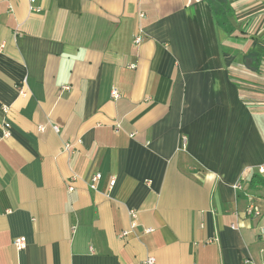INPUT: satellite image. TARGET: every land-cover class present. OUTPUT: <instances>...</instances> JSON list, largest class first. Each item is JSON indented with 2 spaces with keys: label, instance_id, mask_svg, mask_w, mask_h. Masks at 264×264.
Segmentation results:
<instances>
[{
  "label": "crops",
  "instance_id": "crops-1",
  "mask_svg": "<svg viewBox=\"0 0 264 264\" xmlns=\"http://www.w3.org/2000/svg\"><path fill=\"white\" fill-rule=\"evenodd\" d=\"M37 5L0 0V264H264V0Z\"/></svg>",
  "mask_w": 264,
  "mask_h": 264
},
{
  "label": "built area",
  "instance_id": "built-area-1",
  "mask_svg": "<svg viewBox=\"0 0 264 264\" xmlns=\"http://www.w3.org/2000/svg\"><path fill=\"white\" fill-rule=\"evenodd\" d=\"M27 1H28V8H29L30 13H39L40 12V7L37 5V0H27ZM133 41L135 44H138L141 41L140 35L139 34L135 35ZM16 88H17L20 96H25L27 94V86H26L25 78L19 84H17ZM61 89L68 90L69 87L66 85H63ZM110 96L114 99L118 98L119 97L118 90L113 88L110 91ZM3 108H4L3 110L6 111V108L5 107H3ZM9 129H10V124L8 122H5L3 125V130L0 134V140L10 136V130ZM39 129L42 130L43 127L39 126ZM52 129L56 132L59 130L58 126H56V125H52ZM183 142H186L185 137H183ZM67 146L68 145H65V149L67 148ZM259 172L263 173V169L259 168ZM100 177H101L100 173H96V174L91 176L90 183H89V187L91 189L96 188L95 182L98 179H100ZM114 181L115 180L113 178L110 179L109 185L112 186L114 184ZM68 189H69V191H72L73 188L69 187ZM233 189L242 190L241 180H238L237 182H235L233 184ZM247 200H248V204L244 210L245 215L247 217H261L262 213L260 212L258 207L253 203V199L250 195H247ZM131 214L135 215V212H131ZM147 231H150V230L148 229ZM126 234H127V232L122 233V235H126ZM259 234H260V236L264 237V226L259 228ZM12 244L15 247V249L22 250L26 247V239L24 236L15 237L13 239ZM243 262H244V264H256V262L253 261L250 257L244 258ZM154 263H155V258L153 256H148L145 260V264H154Z\"/></svg>",
  "mask_w": 264,
  "mask_h": 264
},
{
  "label": "rangeland",
  "instance_id": "rangeland-1",
  "mask_svg": "<svg viewBox=\"0 0 264 264\" xmlns=\"http://www.w3.org/2000/svg\"><path fill=\"white\" fill-rule=\"evenodd\" d=\"M257 198L259 199L260 197L256 196V197L254 198V200L257 199ZM262 198H263V197H262ZM261 201H262V204H259V206H258V204L255 202V204L258 206V209H259L260 212L262 213V218H261V220L256 224V227H255L257 234H259V228L262 227V226H264V198L261 199ZM262 238H264V237H262Z\"/></svg>",
  "mask_w": 264,
  "mask_h": 264
},
{
  "label": "trees",
  "instance_id": "trees-1",
  "mask_svg": "<svg viewBox=\"0 0 264 264\" xmlns=\"http://www.w3.org/2000/svg\"><path fill=\"white\" fill-rule=\"evenodd\" d=\"M257 186L264 187V177H261L259 175H255L252 177V179L249 182V187L254 189V187Z\"/></svg>",
  "mask_w": 264,
  "mask_h": 264
}]
</instances>
